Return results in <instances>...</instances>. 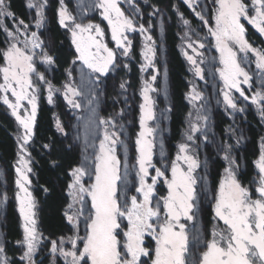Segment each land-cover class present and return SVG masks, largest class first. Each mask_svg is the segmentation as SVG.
Instances as JSON below:
<instances>
[{"label": "snow or ice", "instance_id": "6c2138e0", "mask_svg": "<svg viewBox=\"0 0 264 264\" xmlns=\"http://www.w3.org/2000/svg\"><path fill=\"white\" fill-rule=\"evenodd\" d=\"M128 2L131 4L132 0ZM185 2L191 6V0H185ZM214 3L216 5L213 16L214 26H208L209 21L201 13L197 12L196 15L205 26H208L209 34L215 40V47L220 53L222 65L218 71L225 88L235 89L244 99H249L240 88L241 77L243 83H249L251 79L242 64L247 63L248 53H252L256 58V67L264 71V49L256 48L249 42L246 38L245 24L241 21H247L264 36V0H251V4L246 3L245 0H214ZM46 4L47 0L39 5L29 0L26 5L28 8L38 9L36 13L38 18L35 21L38 28L44 22L42 9ZM59 5L58 22L69 33L71 45L75 49V59L72 63L80 62L82 66L90 70L85 73L83 67L81 68V82L89 85L88 92L94 99L95 87L99 85L101 78L115 68L117 53L103 42L104 30L99 24L77 22L76 17L65 4V0H59ZM8 7L6 0H0V17H11L15 20V14L8 11ZM90 7L100 10V15L111 29L112 40L117 48L122 50V55L127 56L131 41L125 33L137 30L134 20L125 15L118 0H93ZM250 11L252 15L249 14ZM138 12L139 8L134 7L133 14ZM188 23L184 20L185 25ZM28 27L24 20L20 19L16 21V30L12 31L0 21V28L6 36V47L0 49V57L3 59V64H0V76L3 81L0 82V92L3 95L0 99L11 109L12 115L23 127L24 133L18 140L21 153L27 151V144L34 135L37 117V89L32 76L36 75L40 81L48 83L49 103L52 102L53 93L58 91L46 81L43 73L36 71L35 50L37 48L42 50L43 63L49 65L55 63V58L43 51V41L38 33L32 31L30 36L22 42V47L18 43V33L23 29V33L27 34ZM139 31L144 33L147 29L140 24ZM146 40L150 41L151 36H147ZM188 47L191 48L192 45L189 44ZM200 47H204L203 43H200ZM149 53H152L150 47L147 48L145 59L151 63ZM238 53H243L244 56L240 58ZM187 58L196 64V60L191 55ZM144 67L142 66V70ZM200 72L201 70L197 68L198 75ZM68 75L71 76V71ZM155 79L156 77L153 76L152 80ZM120 87L123 89L125 85L121 83ZM148 90L147 85L142 90L146 103L140 105L142 131L136 140L139 153L137 161L139 170L136 175L139 178V186L135 191L138 195L127 197L118 188V182L124 177L120 171L121 161L116 155L115 146L122 142L117 132H109L105 127L91 170L80 166L73 168L70 173L73 179L69 184V195L73 197V201L83 205L84 195L82 194L87 193L91 197L89 215L85 217V235L81 237L77 234L68 237L72 247L67 251L63 247L58 249L57 242L52 241V252L59 250L65 259L70 257L68 264H264V146L259 159L255 162L259 169V177L254 191L243 186L237 178L235 169L238 165L230 155L231 145L225 146L223 158L228 162V166L224 168V178L219 182L213 197L215 203L212 205L213 219L221 221L225 227H214L211 232L212 238L204 242L205 250L199 253L198 258L189 259L192 256L189 250V234L186 223L182 221H192L195 218L197 179L193 172L199 167V162L193 156L177 155L171 164V179L165 176L164 171L152 164V146L143 139L146 132L153 131L145 128L146 120L153 118ZM9 93L14 101L9 99ZM83 95L85 92L82 89L73 87L71 83L65 84L64 97L73 109L81 107L76 97ZM223 98L231 109L244 111L243 108H238L229 91L223 92ZM93 99L88 100L89 105L93 104ZM251 100L253 103L264 101V91H258ZM22 101H27L30 110L21 103ZM20 110H23V116ZM91 111L95 114V108ZM260 111L261 116L264 117V106ZM203 119L206 121L207 117ZM99 123L115 128L111 118L107 120L101 118ZM57 129L64 131L59 120H57ZM197 130L195 126L192 127L193 132ZM192 139L193 137L189 135L188 140ZM44 147L49 146L44 145ZM187 149L188 145H180L181 152ZM18 155L20 156L18 164L23 165L30 172L31 168L27 167L30 161L26 160L22 154ZM178 161L187 164L186 170ZM150 168L155 169V175L150 176ZM16 172L18 176L16 185L20 189L16 193V199L20 203V214L26 221L23 241H17V243L26 245V251L21 259H27L29 264H32V254L36 251L38 235L34 227L30 226L35 224L34 220H30L33 202L29 199L31 193L25 185L30 184L31 181L21 167L18 166ZM85 175L93 178V182L87 187L82 183ZM148 178L151 179V183L147 182ZM158 178H164L168 189L167 195L160 197L163 201L162 209L160 201L153 203ZM20 192L24 193L23 198ZM254 194L256 198H253ZM68 208L71 210L73 204H69ZM78 215H83L82 208ZM66 216L70 223L76 225L74 216L67 213ZM148 238L154 242V247L147 246ZM196 239L199 243V237ZM63 242L64 238H61L60 243L63 244ZM81 244L82 247L79 246ZM4 252V245L0 243V257H3L0 259V264H7V257L3 256Z\"/></svg>", "mask_w": 264, "mask_h": 264}, {"label": "rangeland", "instance_id": "374dc122", "mask_svg": "<svg viewBox=\"0 0 264 264\" xmlns=\"http://www.w3.org/2000/svg\"><path fill=\"white\" fill-rule=\"evenodd\" d=\"M69 0H65V4L67 5L69 11L76 17L77 22L88 23L92 22L94 24H99L100 27L104 30V37L103 42L108 44V47L112 48L116 51V61H115V68L110 70L109 73L101 78V83L105 80L111 73L116 69V66L120 65L125 66L127 61L131 59L130 53L132 47H135L139 54V87L137 90L138 99L135 100L134 97L128 93L123 96V102L126 108V114L128 119V124L132 123V107H137V131L133 138L126 132L121 133L119 131V126H115L112 128L110 125H100V111L102 108V98L104 96L102 90L103 87L100 85V89L97 92L95 87V98L93 99L92 95L88 92L89 85L87 83L82 84L81 82V68L83 67V71L88 73L90 70L86 67L82 66L80 62H76V78H77V85L75 84L74 78L72 75L66 80L61 88H56L58 91L53 93L52 102L49 103L48 94H49V86L48 83L44 81H40L36 75L32 76L33 83L37 89V112H38V96L40 90H44L45 98L50 105L54 104V96L57 93L64 95V86L67 83H71L73 87L82 89L85 92V95L76 97L77 101L81 104V107L78 109H73L76 112L75 121L70 124V135L75 143L82 148L84 151V161L81 166H85L91 170L93 165L94 155L97 151H99V143L100 140L103 138V133L105 127L108 128L109 132L115 131L119 134V140L122 143H117L116 147V155L121 161L120 171L124 179L118 182V188L122 192L126 194L127 197H131L132 195H138L135 191L136 187L139 186V178L136 175L137 171L139 170L138 166V157L139 153L137 151L136 140L139 136V133L142 131L140 125V117H141V109L140 105L145 104L146 101L144 100V96L142 95V90L147 85L148 96L150 98V109L153 118L150 120H146L145 128H150L153 131L151 133L145 134L144 140H147L151 144V162L156 168H160L162 171L165 172V176L168 179H171V164L172 161L176 159L177 155L180 156H193L198 162L199 167L196 168L193 172V175L197 179V184L195 185L196 189V208L194 211V220L192 221H182L185 222L187 225V231L189 234V250L192 253L193 257L198 258L199 253H202L205 250L204 242L210 240L212 238L211 232L214 227L224 228L225 226L221 221L214 220L212 205L215 203L213 197L218 189L219 182L222 178H224V168L228 166V162L224 160V148L226 145H231L230 155L232 156V151L234 147H236L237 142L235 141L236 137L234 134V127L231 126L232 123L238 125L241 118L244 116V113L248 111V109H252L258 118L263 119L264 117L261 116V107L264 106V101L259 103H253L251 97L254 96L258 91H264V71L258 69L255 63V56L252 53H248L247 63H243L242 66L248 71L249 76L251 77L249 83H243V78H240V88L244 91L245 96L249 97V99H244L240 95L238 91L235 89H226L224 86L223 79L220 76L218 71L219 68L222 67L220 63V53L215 47V40L208 32V26H214V10L216 5L214 0H191V6L187 3L190 7V12L193 17L198 19L200 24L196 25V27H191L189 23L187 25L184 22L181 24L182 29L180 30L179 37L180 43L179 48L181 51L182 56L184 57L188 72H189V87L186 94V101L189 106L188 116H187V123L186 127L183 131L182 140L178 143L176 152L174 155L168 159L167 154L163 153L166 152L163 150V143L166 141V134L162 131L164 129V121L162 115V108L165 107V101L168 99V81L165 77V70L163 67L164 64V46L161 42V36L163 28L166 24L162 17L158 18L157 25H158V42L154 40L151 34V27L150 25H144L147 29L146 32L141 33L139 31V25L142 24L140 21L136 20L137 16L141 13V7L139 6V2H145V0H132L130 4L128 0H118L121 9L125 12V15L130 16L135 22L136 29L135 31H126V35L128 39L131 41V45L128 46V55H122V50L117 48L115 42L111 38V29L108 26L106 20L102 18L100 15V10L98 8H92L90 5L93 3V0H71V5L74 6V11L69 4H67ZM185 1V0H184ZM29 0H25V4L27 5ZM34 4H42L44 0H32ZM246 3L251 4V0H245ZM60 7V5H59ZM138 7L139 12L133 14V8ZM28 8V7H27ZM31 11V23H28V31L27 34L23 33V29L21 32L18 33V43L20 46H23V41L30 36L32 31L38 33L40 39L43 41V51H46L49 54L47 49V43L45 37L43 35L44 22L41 27H36L35 21L38 18L37 8H28ZM44 9L43 15H44ZM59 9V8H58ZM201 13L205 19L209 21V25L205 26L203 21L196 15V13ZM252 15L253 13L250 11L249 13ZM3 18V17H2ZM242 23L245 24V28L249 26L250 29L254 32L256 37V43L250 42L256 48L264 49V36H262L256 28H254L251 24L247 21L242 20ZM198 26V27H197ZM12 31L16 30V22L12 24V27L9 28ZM69 39L70 35L68 33ZM147 36H151V40H146ZM246 38H247V31H246ZM161 42V43H160ZM158 43V44H157ZM200 43H203L204 47H200ZM191 44L192 47H188ZM147 46V47H146ZM6 47V46H5ZM150 47L152 49V53H149L151 57V63L149 60L145 59V53L147 52V48ZM74 48V47H73ZM75 50V49H74ZM36 71L37 73H43L52 65L43 63L41 60V49L37 48L36 50ZM191 55L193 59L196 60V64H193L187 57ZM244 56L243 53H238V57L242 58ZM42 68V72L38 70V67ZM142 66H145L142 70ZM197 68L201 70L200 74H197ZM45 76V75H44ZM155 76L156 79L152 80V77ZM46 79V78H45ZM47 81V80H46ZM0 82L2 81V76H0ZM229 91L230 96L233 97L235 102L237 103L238 108H243L244 111H235L227 106L226 102L223 98V92ZM3 93L0 92V96ZM9 99L14 101V98L11 97L9 93ZM199 96V98H196ZM93 99V104L89 105L88 100ZM25 107L29 108L30 105L27 104V101L21 102ZM0 104L6 107V110L10 116H12L17 125V131L14 135L15 142H16V155L13 162V182L11 185V192H10V199L13 201L16 216L20 226V238L18 241H23L24 238V225L26 221L21 216L19 208L20 203L16 199V193L20 191V189L16 185V180L18 178L16 168L19 166L22 168V171L28 175L31 183L26 184L25 187L28 188V191L31 193V197L29 198L33 202V207L30 209V220H34L35 224L30 225L34 227L36 234L38 235V241L36 242V251L32 254V264H58L60 261L62 264H68L71 258L65 259L57 250V252H52V241H56L59 247H63L66 251L72 247L71 242L68 240V237H73L75 235L84 236L86 232V220L85 217L89 215V211L91 208V197L84 193V202L81 205L79 202H74L73 197L69 195L70 189L68 186L67 194V204L64 208V215L67 219L66 213L68 215H72L76 218V225L73 223H69V230L67 233L58 238H51L44 230H42L39 221V202L37 198L34 196L33 193V181L35 178V172L33 169L32 159L28 150L29 144L33 139L27 144V151L26 153H21V149L19 147L18 140L22 137L24 130L22 125L16 120V118L12 115L11 109L8 108L6 104H4L3 100L0 99ZM71 106V105H70ZM162 106V107H161ZM95 108V114L92 113L91 109ZM21 115H24L23 110H20ZM221 113L225 118H227L231 123L229 126L226 127V141L221 143L220 136L215 133L212 128L214 122V116L216 114ZM136 115V114H135ZM207 117L205 121L203 117ZM111 118L104 117L103 119L107 120ZM58 120V119H57ZM56 120V125H57ZM128 125V126H129ZM132 125V124H131ZM131 125L129 127H131ZM35 126V125H34ZM195 126L198 130L193 132L192 127ZM191 135L193 139L190 141L188 140V136ZM207 137V139H205ZM234 143V144H232ZM186 144L188 145V149L185 152H181L180 145ZM213 146L212 151L215 156H219L223 162L224 167L221 170L220 178L215 186H212L209 179V168L211 166V160L203 158L200 156L202 150L205 146ZM262 146H264V139L261 138L260 141V150L259 153L254 161V168H255V177L254 180L251 181L249 186L250 189L254 191L258 177H259V169L256 166V161L259 159L261 154ZM163 151V152H162ZM18 154H22L26 160H29L30 163L27 167L31 168V171L28 172L27 169L23 166L18 164L20 156ZM87 158V159H86ZM234 159V158H233ZM180 166L186 170L187 164L183 161H178ZM237 164V163H236ZM126 166V168H125ZM239 166V165H238ZM240 167V166H239ZM236 173H238V167L235 169ZM126 173V174H125ZM150 176L155 175V169H149ZM72 176L70 183H72ZM93 182V178L89 175H85L82 178V183L87 187L89 184ZM148 183H151V179L148 178ZM244 186V185H243ZM168 193L167 185L164 183V178H158L157 184L155 185V193L153 197V203L156 201H160L161 209L163 205V201L160 200V197L166 196ZM21 197H24V193L20 192ZM4 197V196H3ZM253 198H256L254 194ZM4 200V199H3ZM73 204V208L69 210L68 205ZM83 209V215H78V212ZM209 208L212 214L211 223L209 224L208 236H206V228L204 226L203 221V211ZM163 215V211H162ZM126 223V221H125ZM196 237H199L200 242H197ZM61 238H64L63 244L60 243ZM0 243H1V236H0ZM82 247V244L79 245ZM147 246L154 247V242L148 238ZM21 257L23 256L24 251H26V245L23 243L18 244ZM1 259V257H0ZM146 259V258H145ZM24 264H29L27 259H23Z\"/></svg>", "mask_w": 264, "mask_h": 264}, {"label": "trees", "instance_id": "16d2710c", "mask_svg": "<svg viewBox=\"0 0 264 264\" xmlns=\"http://www.w3.org/2000/svg\"><path fill=\"white\" fill-rule=\"evenodd\" d=\"M145 2H139L141 14L136 20L144 25H150L155 41L158 42V18L162 17L166 22L161 36L164 46V74L168 81V99L161 111L164 121L162 131L166 134V141L163 143V150L166 152H162L166 153L167 158L170 159L182 140L189 111L186 101L189 72L179 48V33L184 20H187L191 27H196L200 22L192 16L190 7L184 0H145ZM6 3L9 5L8 11L15 14V20L11 17H0V21L5 26L11 28L13 22L20 19H23L25 24L31 23V11L27 8L25 0H6ZM67 4L74 11L71 0ZM58 8L59 0H47L44 9L43 35L49 55L55 58V63L44 72V75L52 86L61 88L68 79L69 71L76 85L78 82L76 63H72L75 59V50L71 45L68 32L58 22ZM256 37L248 26L247 39L255 42ZM5 40V33L0 28V49L5 48ZM130 56L131 59L126 63L127 67L121 64L116 66L111 75L99 83L96 91H99L100 85L104 89L102 90L104 96L101 102L100 118L112 116L115 126H119V131L126 132L133 138L137 131V107H132V125L130 124L131 127H129L123 96L130 93L135 100L138 99L139 54L135 47H132ZM0 64H3L2 57H0ZM37 67L42 72V68ZM121 83L125 85L123 89L120 87ZM75 117L76 112L67 103L64 95L57 93L54 96V104L50 105L45 98L44 90H40L34 136L28 150L35 172L33 193L40 205V226L51 238L61 237L69 230L64 208L68 199L70 173L73 168L80 167L85 159L84 151L70 135V124L75 121ZM57 119L63 126V132L57 129ZM239 122L238 125L231 124L234 127L237 142L232 156L240 166H238L237 178L242 185L249 186L256 175L254 161L260 150L261 138H264V121L258 118L252 109H248ZM230 123L221 113L214 116L212 128L220 136L221 143L226 141V127ZM16 131L17 125L14 118L8 114L6 107L0 104V236L5 248L3 256L7 257V264H24L17 243L20 238V226L13 201L9 197L12 190L13 162L16 155L14 138ZM44 145L49 147L46 148ZM212 147L205 146L200 156L211 160L208 170L209 179L211 185L215 186L220 178L224 162L219 156H215ZM211 219V211L206 208L203 211L206 236H208L207 228ZM58 264L62 263L58 261Z\"/></svg>", "mask_w": 264, "mask_h": 264}]
</instances>
